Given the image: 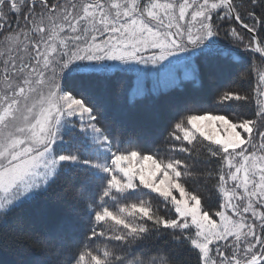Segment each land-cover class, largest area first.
Here are the masks:
<instances>
[{
	"label": "snow or ice",
	"instance_id": "snow-or-ice-1",
	"mask_svg": "<svg viewBox=\"0 0 264 264\" xmlns=\"http://www.w3.org/2000/svg\"><path fill=\"white\" fill-rule=\"evenodd\" d=\"M204 77L211 109L165 96ZM9 251L14 264H264V0H0Z\"/></svg>",
	"mask_w": 264,
	"mask_h": 264
},
{
	"label": "trees",
	"instance_id": "trees-1",
	"mask_svg": "<svg viewBox=\"0 0 264 264\" xmlns=\"http://www.w3.org/2000/svg\"><path fill=\"white\" fill-rule=\"evenodd\" d=\"M119 81V76L116 73H113V87H119L120 84L117 83ZM216 81H209L207 77H204L199 83L193 81H185L182 89H169L168 92L165 94L172 95L175 93H183L189 95L193 99L188 101L189 105H195L196 107L211 109L213 107V98L215 89L217 87ZM245 91L249 94L251 98V102L249 105L246 106L245 111H249L255 108V93L254 89L256 87V80L253 77L250 83L244 84ZM165 96H161L160 99L157 101L159 104H163L165 101ZM120 103H124V98H120ZM147 103V101H145ZM167 133H165L166 135ZM162 139V138H161ZM159 143V141H157ZM213 168L216 167V163L214 162L212 165ZM214 181H210L209 184L213 183ZM216 206L215 199L212 201V207ZM20 259V256L14 252H0V264H14L16 260Z\"/></svg>",
	"mask_w": 264,
	"mask_h": 264
},
{
	"label": "rangeland",
	"instance_id": "rangeland-1",
	"mask_svg": "<svg viewBox=\"0 0 264 264\" xmlns=\"http://www.w3.org/2000/svg\"><path fill=\"white\" fill-rule=\"evenodd\" d=\"M184 71H185L184 66H182V65H178V66H177V68H176V73H177L178 75H183ZM150 82H151V78H150Z\"/></svg>",
	"mask_w": 264,
	"mask_h": 264
}]
</instances>
